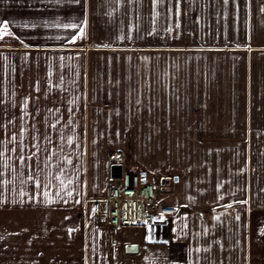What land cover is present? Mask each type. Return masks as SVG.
Wrapping results in <instances>:
<instances>
[{
  "label": "crops",
  "instance_id": "1",
  "mask_svg": "<svg viewBox=\"0 0 264 264\" xmlns=\"http://www.w3.org/2000/svg\"><path fill=\"white\" fill-rule=\"evenodd\" d=\"M177 1L0 0V264H264V0ZM115 164L177 214L97 217Z\"/></svg>",
  "mask_w": 264,
  "mask_h": 264
},
{
  "label": "built area",
  "instance_id": "2",
  "mask_svg": "<svg viewBox=\"0 0 264 264\" xmlns=\"http://www.w3.org/2000/svg\"><path fill=\"white\" fill-rule=\"evenodd\" d=\"M167 179H156L147 171L123 167L122 176H109L108 190L94 199L97 217H104L112 228L151 226L177 214V207L166 203L171 192Z\"/></svg>",
  "mask_w": 264,
  "mask_h": 264
},
{
  "label": "rangeland",
  "instance_id": "3",
  "mask_svg": "<svg viewBox=\"0 0 264 264\" xmlns=\"http://www.w3.org/2000/svg\"><path fill=\"white\" fill-rule=\"evenodd\" d=\"M179 1V2H178ZM177 1V3L179 4H181V6H182V8L184 7V6H187V4L185 3V1H187V2H189V3H192L194 0H178ZM206 1H208V8H211V9H215V8H217L218 9V13H215V12H211L210 10H209V17L211 18V16L213 17L214 15H222V8H221V6L223 5L224 6V8L225 9H227L228 7H232V0H206ZM144 3H145V7H147V6H149L150 5V3H151V0H144ZM212 3V4H211ZM193 6H194V4H193ZM213 18H215V22L214 21H212V19H209V24H211V23H216V22H218L217 20H216V17L214 16ZM219 23L221 24L222 22H221V20L219 21ZM146 27H149V29H150V25H148V24H146L145 23V30H146ZM209 27V29L211 30L212 28H211V26H208ZM146 35V34H145ZM176 177H178V181L176 182L175 181V179H176ZM180 177H181V174L180 173H175V172H168V173H165L164 175H161V176H159V177H155L156 179H167V183L168 184H170L171 185V192H170V194H167L166 195V197H168V198H170L171 196H173L174 195V190H175V188H176V186L178 185V182H179V180H180Z\"/></svg>",
  "mask_w": 264,
  "mask_h": 264
},
{
  "label": "water",
  "instance_id": "4",
  "mask_svg": "<svg viewBox=\"0 0 264 264\" xmlns=\"http://www.w3.org/2000/svg\"><path fill=\"white\" fill-rule=\"evenodd\" d=\"M122 171H123V166L122 165H119V164L112 165L110 176L112 178H119V177L122 176ZM175 181L176 182L178 181V177H176ZM128 250H129V252L130 251H135V250H137V248L129 247Z\"/></svg>",
  "mask_w": 264,
  "mask_h": 264
},
{
  "label": "snow or ice",
  "instance_id": "5",
  "mask_svg": "<svg viewBox=\"0 0 264 264\" xmlns=\"http://www.w3.org/2000/svg\"><path fill=\"white\" fill-rule=\"evenodd\" d=\"M7 31H8V26H7V24H5L3 26V29L0 30V38H2L4 34H7ZM13 139H15V137H13Z\"/></svg>",
  "mask_w": 264,
  "mask_h": 264
}]
</instances>
